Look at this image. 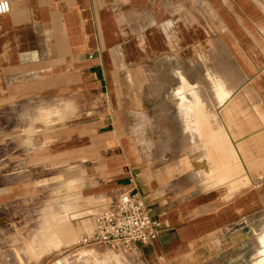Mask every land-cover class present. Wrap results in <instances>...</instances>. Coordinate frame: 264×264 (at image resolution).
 <instances>
[{
    "label": "crops",
    "instance_id": "0c3cea01",
    "mask_svg": "<svg viewBox=\"0 0 264 264\" xmlns=\"http://www.w3.org/2000/svg\"><path fill=\"white\" fill-rule=\"evenodd\" d=\"M8 1L0 213L37 197L55 208L26 251L77 241L72 200L121 190L160 224L134 247L144 264H205L246 241L264 206V0Z\"/></svg>",
    "mask_w": 264,
    "mask_h": 264
},
{
    "label": "rangeland",
    "instance_id": "374dc122",
    "mask_svg": "<svg viewBox=\"0 0 264 264\" xmlns=\"http://www.w3.org/2000/svg\"><path fill=\"white\" fill-rule=\"evenodd\" d=\"M149 76L151 78L144 90V106L151 113L149 118L153 125V97H155L153 93V68L149 71ZM160 102L161 105L159 106L164 109L166 107L165 101ZM148 135L153 139V126ZM158 145V149L162 153L164 148L160 147V142ZM253 188L255 189V193L259 195L256 196L258 200L263 201L264 204V175L253 181ZM32 199L30 198L28 202H24L20 206H10V211L0 213V215L4 214L5 216V218L0 219V223H2L0 225V257L7 264H53L58 259H60L62 264H75L87 257L105 262L106 259L113 260V258L119 256L121 253H125L130 260L126 264H144L139 259L134 248L129 251H111L96 246L78 247L76 239L69 243H62L58 248L47 249L39 257L30 255L26 251V246L28 242H31L32 238H37L36 236L43 224V214L49 211L52 212L55 209L54 203H43L40 197H37L38 201L33 203ZM70 201L69 197L63 196L61 203L67 204ZM72 201L74 204L76 203L74 205L75 208L72 211H67L65 213L66 217H74V214H76V218L80 217L79 220L85 223V228L83 227V231L79 234L78 239L81 235L89 233L92 230L93 217L98 210L111 203L110 199H103L100 201V204H91L84 200L79 202V199ZM252 217V229L245 234L247 240L245 241V238H243V243L234 250H227V253H224V249H219L222 255L219 258L207 261L205 264H264V206L261 207L260 205L259 210L255 211ZM224 247L222 246L221 248Z\"/></svg>",
    "mask_w": 264,
    "mask_h": 264
},
{
    "label": "built area",
    "instance_id": "2783aa9c",
    "mask_svg": "<svg viewBox=\"0 0 264 264\" xmlns=\"http://www.w3.org/2000/svg\"><path fill=\"white\" fill-rule=\"evenodd\" d=\"M9 9V1L0 0V15L7 13ZM159 228L160 224L152 217L150 205L136 192L121 190L108 207L94 215L92 230L81 235L76 245L129 251L137 244H148L155 240ZM53 264L60 263L54 261Z\"/></svg>",
    "mask_w": 264,
    "mask_h": 264
},
{
    "label": "bare ground",
    "instance_id": "6f19581e",
    "mask_svg": "<svg viewBox=\"0 0 264 264\" xmlns=\"http://www.w3.org/2000/svg\"><path fill=\"white\" fill-rule=\"evenodd\" d=\"M187 86V85H186ZM59 106V105H58ZM194 109V108H193ZM197 111V109H196ZM210 127V126H209ZM208 131V130H207ZM226 140V139H225ZM225 143V142H224ZM211 160V159H210ZM78 240V239H77ZM77 242V241H76ZM118 255V254H117ZM57 263H60V259L55 260ZM126 262H130L129 258L125 253H121L119 256L113 258V260L106 259L105 262H100L98 260L92 259L91 257H87L83 260L76 262L75 264H126ZM129 264V263H128Z\"/></svg>",
    "mask_w": 264,
    "mask_h": 264
}]
</instances>
